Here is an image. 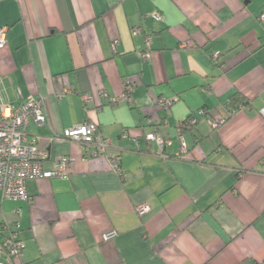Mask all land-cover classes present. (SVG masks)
Segmentation results:
<instances>
[{"label": "crops", "instance_id": "obj_1", "mask_svg": "<svg viewBox=\"0 0 264 264\" xmlns=\"http://www.w3.org/2000/svg\"><path fill=\"white\" fill-rule=\"evenodd\" d=\"M262 15L264 0H0V100L43 97L47 121L29 135L47 166L73 159L68 177L30 180L29 200L0 191L3 234L25 243L15 264H264ZM236 93L249 104L212 128ZM86 120L111 140L106 155L63 137ZM152 130L172 141L164 155Z\"/></svg>", "mask_w": 264, "mask_h": 264}, {"label": "built area", "instance_id": "obj_2", "mask_svg": "<svg viewBox=\"0 0 264 264\" xmlns=\"http://www.w3.org/2000/svg\"><path fill=\"white\" fill-rule=\"evenodd\" d=\"M153 18L161 21L163 15L154 13ZM262 18H264V15H262ZM7 32V26L0 27V49L7 44ZM135 33L140 34L141 28H136ZM152 38L151 34H146L145 36L149 47L151 46ZM213 59L218 60L219 55L214 53ZM126 88L123 98L128 100L135 88V83L128 82ZM70 91L69 88L61 89L57 93V97L61 98ZM84 98L86 101L90 100L88 95L84 96ZM173 103L174 99L164 98L161 99L159 104L163 108L168 109ZM225 108L226 114L213 113V116L210 117L209 123L212 128H218L239 110L230 103H227ZM198 114L206 115V111L201 109ZM195 115L178 123L181 154H185L188 150L184 132L193 129L197 124L198 119ZM31 120H35L40 124L46 123L47 117L43 97L30 94L18 105L0 100V191L8 199L29 200L28 183L30 180L55 177L65 178L71 173L73 162L71 157H62L55 160L51 166H47L50 152L47 148L39 146L37 141L30 137L28 127ZM63 137L80 143L84 149L85 158L106 155L111 147V140L105 138L100 132L98 124L91 120H86L82 124L65 129ZM146 138L150 143L158 144L162 155L172 143L170 138L163 136L157 130L149 132ZM109 159L111 168L124 177L120 157L114 155ZM149 211L150 206L148 204H141L137 207V212L140 216L147 214ZM18 213L20 214L21 212L18 211ZM6 230H8V226H0V264H15V260L23 254L25 243L18 238L15 231L9 230V233L4 235L3 233ZM115 235V231L109 232L105 235V239H111Z\"/></svg>", "mask_w": 264, "mask_h": 264}, {"label": "trees", "instance_id": "obj_3", "mask_svg": "<svg viewBox=\"0 0 264 264\" xmlns=\"http://www.w3.org/2000/svg\"><path fill=\"white\" fill-rule=\"evenodd\" d=\"M230 103L233 107L239 109L241 106H246L249 104V101L240 93H236L232 98H231V101L228 102ZM205 110V109H204ZM206 111V114H208V110H205ZM198 113V112H197ZM192 115L194 114H191L189 117H191ZM198 119V115H195ZM187 117V119L189 118ZM229 119V118H228ZM198 123V122H197ZM196 126V125H195ZM195 128V127H194ZM193 129H189V130H186V131H192ZM185 131V132H186Z\"/></svg>", "mask_w": 264, "mask_h": 264}]
</instances>
